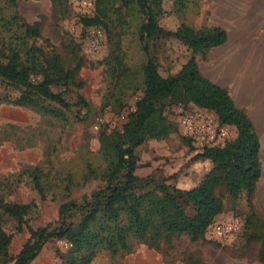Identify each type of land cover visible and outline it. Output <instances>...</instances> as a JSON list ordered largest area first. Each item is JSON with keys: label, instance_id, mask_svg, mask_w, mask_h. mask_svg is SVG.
<instances>
[{"label": "rangeland", "instance_id": "1", "mask_svg": "<svg viewBox=\"0 0 264 264\" xmlns=\"http://www.w3.org/2000/svg\"><path fill=\"white\" fill-rule=\"evenodd\" d=\"M93 1L91 10L72 0H17V7L0 1L1 50L17 51L29 68L33 51L40 64L56 60L59 67L76 74L73 82L52 87L63 95L69 108L43 99L35 106H21L17 100L22 91L0 78V213L5 203L34 205L21 229L15 220L3 215L2 229L12 235V257L30 238L27 225L38 229L57 224L63 204L82 203L105 187V181L90 176L91 169L102 172L108 166L101 154L100 134L122 132L144 95L148 55L140 41L143 15L136 0ZM150 1L155 7L156 0ZM158 1L163 11L158 20L167 31L186 24L195 29L222 27L228 32L225 45L196 59L204 74L214 71L255 114L262 177L251 200L246 191L233 199L219 190L225 209L214 223H239L237 233L216 239L209 227L197 242L183 236L161 240L156 248L130 238L129 250L118 254L99 250L91 264H263L264 0H185L184 9L178 0ZM99 13L100 25L85 27L81 22ZM29 27L37 34L29 36ZM147 43L165 76L176 73L193 57L188 44L168 34ZM233 71L238 73L234 81ZM30 78L35 83L43 80L39 70L31 72ZM163 104L173 133L163 140L149 139L134 151L136 175L155 181L145 191L162 184L187 189L207 172L203 163L184 169L198 153L183 135L177 113L181 107L185 111L200 108L169 99ZM36 176H40L44 200L35 188ZM183 206L194 216L192 207ZM71 247L66 240H51L31 264H65Z\"/></svg>", "mask_w": 264, "mask_h": 264}, {"label": "trees", "instance_id": "2", "mask_svg": "<svg viewBox=\"0 0 264 264\" xmlns=\"http://www.w3.org/2000/svg\"><path fill=\"white\" fill-rule=\"evenodd\" d=\"M6 1L17 7V0ZM178 1L184 9L185 0ZM159 2L156 0L154 7L150 0H136L143 15L140 41L148 55L144 66V95L137 101L136 110L128 117L122 132L100 134L101 154L108 166L102 172L91 169L90 176L105 181V187L82 203L63 204L57 224L38 229L27 225L30 238L15 257L11 256L9 249L12 235L2 229L3 215L15 220L21 229L34 205L2 204L0 264H31L45 245L54 239L66 240L72 246L65 264H91L98 251L103 249L113 254L129 250L130 238L152 248L158 247L161 240L170 241L183 236L197 242L224 212L220 189L233 199L243 191L248 193L249 200L254 196L262 177L259 134L246 110L236 105L226 88L203 75L196 59L198 56L206 57L213 49L225 45L228 32L222 27L195 29L186 24L175 31H167L158 20V16L163 15ZM81 22L85 27L102 23L100 13L94 18L84 17ZM27 34L37 33L29 27ZM161 34L184 41L193 53L186 64L168 76L162 74L160 64L152 56L147 43ZM28 62H31V68L22 62L17 51L6 53L0 49V78L22 91L17 104L30 107L43 99L69 108L63 95L55 93L52 87L73 82L74 70L62 69L56 60L42 65L33 51ZM36 70L43 76L38 83L30 78L31 72ZM80 99L84 102L82 97ZM167 99L177 104H194L213 112L223 125L235 129L237 136L224 147L203 149L189 161L184 169L198 163L207 167V172L202 173L201 179L189 188L162 184L152 191H145L155 185V181L151 177L136 175L138 158L134 151L149 139L163 140L173 133V124L168 123L164 115L163 102ZM188 143L196 150L191 140ZM34 182L44 200L40 176H36ZM183 203L195 210L194 216L187 213ZM261 253L264 264V246Z\"/></svg>", "mask_w": 264, "mask_h": 264}, {"label": "built area", "instance_id": "3", "mask_svg": "<svg viewBox=\"0 0 264 264\" xmlns=\"http://www.w3.org/2000/svg\"><path fill=\"white\" fill-rule=\"evenodd\" d=\"M76 5L85 10H91L93 0H72ZM101 37V33H97ZM179 122L182 133L189 138L196 149L201 153L205 148L224 147L237 136L236 130L231 126L223 125L215 114L208 110L196 109L185 111L178 108ZM239 223H214L210 226V232L216 239H224L238 232Z\"/></svg>", "mask_w": 264, "mask_h": 264}, {"label": "crops", "instance_id": "4", "mask_svg": "<svg viewBox=\"0 0 264 264\" xmlns=\"http://www.w3.org/2000/svg\"><path fill=\"white\" fill-rule=\"evenodd\" d=\"M201 71H202V70H201ZM202 73H203V72H202ZM210 74H211V75H206V74L203 73V75H204L206 78H208L209 80H211V81L214 82L215 84L220 85V86L226 88V89L229 91V93H230V95L232 96V98L234 99L236 105H237L239 108L246 110L247 114H248L249 117L251 118V120H252V122L254 123L255 127L258 129L259 125H258V122H257V120H256V116H255V114L252 112V110L249 109V108H247V107H245V105L239 101V98L236 97L235 94H234L235 92H234V91H233V92L231 91L232 88L230 87V85H229L228 83L223 82V81L221 80L220 76H218L217 74H215L214 71H212V73H210ZM233 78H234L233 81L236 80V79L238 78V73L235 72V71H233ZM236 82H237V81H236ZM233 83H234V82H233ZM230 91H231V92H230ZM236 93H237V92H236Z\"/></svg>", "mask_w": 264, "mask_h": 264}]
</instances>
